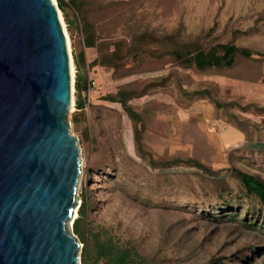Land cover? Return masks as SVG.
Segmentation results:
<instances>
[{"label":"rangeland","instance_id":"1","mask_svg":"<svg viewBox=\"0 0 264 264\" xmlns=\"http://www.w3.org/2000/svg\"><path fill=\"white\" fill-rule=\"evenodd\" d=\"M77 1L93 4L88 22L97 37L95 48L84 50L80 32L73 30L70 34L67 29L72 57L73 48L76 52L84 50L89 64L99 60L105 48L112 52L110 45L117 42L122 44L125 57L114 75L112 70L99 66L90 71L88 78L93 79L95 88L89 94L88 109L79 117L77 126L73 118L78 114L72 110L68 116L80 160L76 200L81 205L89 198L94 230L98 229L97 225L113 229L121 240L136 243L143 256L158 253L155 264H264V231L256 226V222L263 223V214L258 213L256 204L253 209L250 202H234L231 209L219 211L213 201L203 205L198 201L209 190L204 180L232 183L226 171L229 154L239 152L238 157L244 156L234 166L264 177V163H253L264 153V115L240 114L262 130L255 135L260 139L258 142H247L245 135L228 124L221 111L215 110L212 99L191 96L196 91L214 89L213 99L264 108V79L242 80L237 75L241 70L234 76L229 71L199 73L186 69L172 63L168 54L162 55L173 47L167 42L161 44L165 37H171L180 45L197 42L207 50L211 45L226 43L237 30L244 33L236 39L239 47L264 53V23L255 26L264 18V0ZM67 13L74 15L73 11ZM64 23L67 27L65 20ZM213 28L209 36L207 33ZM142 35L145 38L134 60L130 47ZM165 77H169L165 89L128 103L146 121L141 135L145 154L151 155L156 163L165 154L183 150L191 154L193 146L181 140L185 131L196 129L211 146L199 155L219 173L216 177L183 167L148 169L149 159L145 158V162L137 155L134 124L120 105L102 100L116 94L121 87L139 91ZM234 113L239 114V110L235 109ZM84 130L89 137L96 138L95 144L85 138ZM98 165H109L111 169L92 172L91 168L96 169ZM245 210L250 211L249 218L253 219L250 224L244 222ZM233 212L237 219L221 217ZM69 232L73 234L72 223H69ZM78 244L82 246L79 251L82 264L83 245L79 241ZM251 247L254 252L250 251Z\"/></svg>","mask_w":264,"mask_h":264},{"label":"water","instance_id":"2","mask_svg":"<svg viewBox=\"0 0 264 264\" xmlns=\"http://www.w3.org/2000/svg\"><path fill=\"white\" fill-rule=\"evenodd\" d=\"M58 13L52 0H0V264H81L69 232L80 160Z\"/></svg>","mask_w":264,"mask_h":264},{"label":"trees","instance_id":"3","mask_svg":"<svg viewBox=\"0 0 264 264\" xmlns=\"http://www.w3.org/2000/svg\"><path fill=\"white\" fill-rule=\"evenodd\" d=\"M57 7L64 16V20L67 24V29L70 34L73 30H78L82 37V47L84 50H92L95 48L96 32L92 28L88 20L90 19L89 12L92 10V3L90 1H77L70 0L65 3L63 0H56ZM90 10V11H89ZM74 12V15H68L67 12ZM264 23V18H260L255 26ZM214 32V28L208 31L210 36ZM242 31H233L232 39L226 43L211 45L207 50H203L197 42H191L188 44H178L174 42L171 37H165L161 44L167 42L171 45L168 52L162 53V55L168 54L172 59V63L178 64L186 69H192L195 72L204 73L212 70L229 71V73L236 76L235 72L241 70V74L237 72V75H241L242 80L254 82L256 80L264 79V53L252 51L250 49L241 48L236 44V39L243 35ZM144 36H139L135 39L133 45L130 47V52L133 53L134 60H137L139 48L144 41ZM150 38V37H149ZM151 40V39H149ZM151 42V41H150ZM159 43V40L155 41ZM113 51L109 52V48H105V54L88 64L85 59L84 50L75 51L73 48L74 65L77 69L75 77V91H76V113L73 118V124L77 126L79 123V117L83 115L86 106V101L82 97V93L87 92L88 89V77L90 71L97 66L100 68L113 71L114 75L120 69V65L124 60L122 54L123 46L120 42L110 45ZM157 56H160L158 54ZM251 63L249 66H243L241 63ZM169 77H165L152 85L145 86L139 91H134V88L128 86L121 87L114 95H107L103 97V101L110 104H118L127 115L128 119L134 124V143L138 157L146 162V167L151 170H157L156 167L163 169L171 168H187L194 169L200 172H204L207 177H216L219 173L215 172L212 167L207 166L206 160H202L199 155L206 150H210L211 146L207 144L206 138L191 129V131H185L186 134L182 137L183 140H187V144L193 146V152L187 154L186 150L181 153H174L172 155L165 154L159 162H155L151 155L148 156L143 150L142 143V131L146 128V121L142 114L135 112L128 103L133 99H140L148 96L151 92L166 88ZM215 87V86H212ZM217 88V87H215ZM216 92L214 89H204L201 91L193 92L191 96L200 98L212 99V105L215 110L221 111L223 117H227V123L234 127L240 134L244 136L247 142H258L260 139L257 132L262 131L258 125H253L249 120L245 119L240 114L256 113L258 115H264V108L258 107L256 104H249L241 106L239 102L233 101H220L219 99H213V94ZM239 110V114L234 113V110ZM191 121V119H190ZM164 125V124H163ZM250 128V131H249ZM252 128V129H251ZM196 132V133H195ZM251 132V133H250ZM85 138H88L91 144L96 143V138L89 137L88 131L84 130ZM239 152H235L228 155V168L226 171L230 173V180L211 181L204 180L207 183L209 190L201 195V200H198L201 205L205 202L213 201L216 209L219 211L231 209L232 203L247 201L252 204L251 208L258 206V213L263 214V223L256 222V226L264 231V177L259 173H249L244 171L243 168L234 166L237 160H244V156H239ZM262 155V156H261ZM259 161L253 163L261 165L264 163V153L256 157ZM97 165V164H96ZM153 168V169H152ZM111 169V166L98 165L96 169H92V172H106L105 170ZM90 203V206H89ZM91 202L87 198L81 204L78 212V218L73 224V234L78 241L83 245L82 264H155L157 258L160 256L158 253L154 256H143L140 254L138 246L132 240H121L115 235L113 229L106 228L104 226L97 225L95 228V221L90 215ZM203 211V209H202ZM244 222H253L249 218L250 211L245 210ZM255 213V211H254ZM228 217L229 219H237L236 212L229 213V215H222L221 217ZM249 223V224H250ZM251 252L253 247L250 248ZM159 252V251H158Z\"/></svg>","mask_w":264,"mask_h":264},{"label":"bare ground","instance_id":"4","mask_svg":"<svg viewBox=\"0 0 264 264\" xmlns=\"http://www.w3.org/2000/svg\"><path fill=\"white\" fill-rule=\"evenodd\" d=\"M54 5L57 6V3L55 0H52ZM58 14H59V19H60V22H61V26L63 28V31H64V34H65V39H66V43H67V48H68V52H69V60H70V76H71V88H70V111L73 110V105H74V83H75V69H74V65H73V61H72V48H71V42H70V38H69V35H68V32H67V27L64 23V20H63V17H62V13L61 11L58 10ZM80 206L79 202L77 204V208L74 212V216H73V221H71V223L73 224V222L76 220V217H77V213H78V207Z\"/></svg>","mask_w":264,"mask_h":264},{"label":"built area","instance_id":"5","mask_svg":"<svg viewBox=\"0 0 264 264\" xmlns=\"http://www.w3.org/2000/svg\"><path fill=\"white\" fill-rule=\"evenodd\" d=\"M77 71L75 69V75H76ZM95 88V82L93 81L92 78H88V89L87 92L82 93V97L84 98V100L86 101V106H85V111L88 109L87 106L89 104V94L91 93V91ZM73 112L76 111V91L74 90V105H73Z\"/></svg>","mask_w":264,"mask_h":264},{"label":"clouds","instance_id":"6","mask_svg":"<svg viewBox=\"0 0 264 264\" xmlns=\"http://www.w3.org/2000/svg\"><path fill=\"white\" fill-rule=\"evenodd\" d=\"M58 8V7H57ZM59 10V9H58ZM72 52V51H71ZM73 61V60H72ZM73 65H74V62H73ZM74 69H76V67H75V65H74ZM76 71H77V69H76ZM78 72V71H77ZM77 74V73H76ZM75 77H76V75H75ZM74 90H75V83H74ZM85 110V109H84ZM76 112V111H75ZM80 207H81V205H80ZM80 207H79V209H80ZM78 212H79V210H78ZM77 218H78V215H77ZM76 218V219H77ZM75 222V221H74ZM74 222H73V224H74ZM72 226V225H71ZM76 237V236H75ZM81 248H82V246H81Z\"/></svg>","mask_w":264,"mask_h":264}]
</instances>
